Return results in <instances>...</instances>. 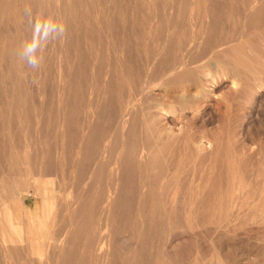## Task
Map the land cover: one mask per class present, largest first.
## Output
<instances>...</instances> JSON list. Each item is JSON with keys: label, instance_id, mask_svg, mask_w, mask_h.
Instances as JSON below:
<instances>
[{"label": "rangeland", "instance_id": "1", "mask_svg": "<svg viewBox=\"0 0 264 264\" xmlns=\"http://www.w3.org/2000/svg\"><path fill=\"white\" fill-rule=\"evenodd\" d=\"M0 264H264V0H0Z\"/></svg>", "mask_w": 264, "mask_h": 264}, {"label": "clouds", "instance_id": "2", "mask_svg": "<svg viewBox=\"0 0 264 264\" xmlns=\"http://www.w3.org/2000/svg\"><path fill=\"white\" fill-rule=\"evenodd\" d=\"M24 14L30 26V36L21 41L14 56L28 69L38 72L44 63L48 45L66 39L67 25L62 17L44 12L34 17L30 7H25Z\"/></svg>", "mask_w": 264, "mask_h": 264}, {"label": "bare ground", "instance_id": "3", "mask_svg": "<svg viewBox=\"0 0 264 264\" xmlns=\"http://www.w3.org/2000/svg\"><path fill=\"white\" fill-rule=\"evenodd\" d=\"M50 213V212H49ZM46 217V216H45Z\"/></svg>", "mask_w": 264, "mask_h": 264}]
</instances>
